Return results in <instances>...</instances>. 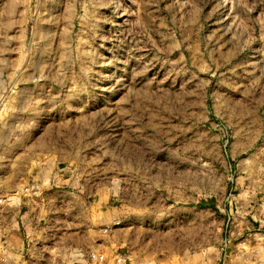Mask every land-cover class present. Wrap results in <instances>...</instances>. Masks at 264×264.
<instances>
[{"label":"rangeland","instance_id":"374dc122","mask_svg":"<svg viewBox=\"0 0 264 264\" xmlns=\"http://www.w3.org/2000/svg\"><path fill=\"white\" fill-rule=\"evenodd\" d=\"M25 184L49 264H264V0H0V199Z\"/></svg>","mask_w":264,"mask_h":264},{"label":"built area","instance_id":"2783aa9c","mask_svg":"<svg viewBox=\"0 0 264 264\" xmlns=\"http://www.w3.org/2000/svg\"><path fill=\"white\" fill-rule=\"evenodd\" d=\"M31 190V187L25 184L19 191H13L0 199V264H49L51 261V252L54 250L51 247L55 243L54 239H50V235L45 236L42 221L46 218L40 214L47 200L34 196ZM16 196H19V201L14 202ZM21 197L27 202H20ZM36 217L38 219H35ZM20 226L30 228L31 234L28 233L26 243L24 241L22 247L16 248L11 243L12 237L9 234L11 230L17 231ZM35 226L37 230L34 229Z\"/></svg>","mask_w":264,"mask_h":264},{"label":"bare ground","instance_id":"6f19581e","mask_svg":"<svg viewBox=\"0 0 264 264\" xmlns=\"http://www.w3.org/2000/svg\"><path fill=\"white\" fill-rule=\"evenodd\" d=\"M2 139V138H1Z\"/></svg>","mask_w":264,"mask_h":264}]
</instances>
